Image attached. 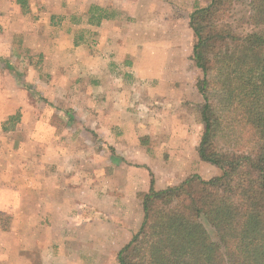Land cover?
<instances>
[{
	"label": "crops",
	"instance_id": "crops-1",
	"mask_svg": "<svg viewBox=\"0 0 264 264\" xmlns=\"http://www.w3.org/2000/svg\"><path fill=\"white\" fill-rule=\"evenodd\" d=\"M31 2L33 0H28L29 10L25 11L18 0H0V30L1 24L3 25V31L0 33L12 36L8 42H2L0 36V121H5V124L0 123V130L7 134L16 132L22 125L7 123L9 114H15L20 108L27 107V101L24 89L7 71L4 63L12 56V42L15 36H23L24 46L31 48L37 45L36 42L34 45L28 41L27 36L41 34V22L30 21L29 15L34 14L42 21L43 17H47L42 9L38 8L36 11ZM92 2L105 8L114 7L119 12H126L130 17L141 18L127 8L122 0ZM41 5L39 0L38 7H42ZM155 13L158 11H151V14ZM123 14L103 19L99 26H91L94 38L100 41L98 49L108 51V57L112 55L111 59L114 60L98 58L95 54L83 62V66L88 67L90 81L94 84L89 92L90 106L93 107L90 114L93 113L94 119L87 125L99 135V142H102L104 147L103 150L97 151L98 139L92 142L90 156L93 159L89 158V174H0V212H11L13 209L21 212L35 208L40 210L41 215L39 226L33 223V214L25 215L29 217L24 221L23 236L15 235V243L12 242L14 244L9 246V254L16 257L13 264H120L119 250L130 241L142 223V198L150 189L152 179L157 189H163L181 182L193 173L212 174L213 177L222 174L220 167L209 165L210 163L207 166L202 164L204 160L198 152L205 129L202 119L200 122L203 126L197 142L189 138L190 130L181 126L182 132H171L168 144L167 136L170 132L168 125L164 123L159 130L166 132L160 136L166 138H161L162 143L150 146L168 149H160L154 156L142 144L143 135L155 137L156 125L163 123L159 116L164 115L166 108H178L182 101L186 103L183 99L187 94L183 93L181 98L177 96L179 92H173L177 100L170 103L167 98L171 92L162 90L164 83L171 81L173 75L170 71L181 69L180 65L185 62L175 57L170 67V60L167 62L160 59L158 52H152L151 45L142 49L143 57L138 54L140 52L136 46L126 47L123 39L127 24L123 20ZM111 39L112 43L108 44ZM55 40L57 41V38ZM6 43L10 44L8 48H5ZM72 43L75 45L74 38ZM142 44L145 45L144 42ZM170 45L173 44H169L165 49H178L177 42L171 48ZM75 46L80 49V44ZM57 47L61 48V45H56L55 49L58 51ZM152 48L154 50L156 44ZM176 58L178 65L174 66ZM116 65L123 70L121 77L111 75V68L115 66L118 70ZM75 66L79 74H82L81 63ZM177 78L183 80L184 74L176 76L175 79ZM147 82H151L152 86L144 99L141 97L140 84ZM124 85L128 87L125 89L122 87ZM41 92L44 100L46 98L55 101L52 99L54 96L49 95V90ZM28 97L32 98L31 95ZM197 100V108L200 111L204 99L202 103L199 98ZM192 101L194 100H191V104ZM2 115L4 116L1 118ZM5 126H8V130L4 129ZM113 151L117 157L115 164ZM129 174H132L131 180ZM86 178L87 186L81 182ZM72 186L77 189V193L66 196L67 193L63 189L68 190ZM16 218L11 219L13 222L10 225L13 228ZM1 228L3 233L10 229H4L0 222V238ZM13 228L10 230L13 231ZM90 228H95L93 234L96 238L91 246L89 239L92 236L86 234L89 239H84L88 241L86 246L89 249L84 250L83 244L76 240H79L77 237H80L81 233L91 232ZM70 239L73 243L64 246Z\"/></svg>",
	"mask_w": 264,
	"mask_h": 264
},
{
	"label": "trees",
	"instance_id": "trees-1",
	"mask_svg": "<svg viewBox=\"0 0 264 264\" xmlns=\"http://www.w3.org/2000/svg\"><path fill=\"white\" fill-rule=\"evenodd\" d=\"M25 11L28 0H18ZM247 5L253 29L230 20ZM114 17L92 6L87 23ZM205 129L198 152L222 174L193 173L142 198L143 220L120 264H264V0H208L189 17ZM83 36L75 38L79 45ZM12 117L11 119H15ZM8 130V126H5Z\"/></svg>",
	"mask_w": 264,
	"mask_h": 264
},
{
	"label": "rangeland",
	"instance_id": "rangeland-1",
	"mask_svg": "<svg viewBox=\"0 0 264 264\" xmlns=\"http://www.w3.org/2000/svg\"><path fill=\"white\" fill-rule=\"evenodd\" d=\"M207 1L122 0L127 8L129 7L134 14L141 17L139 19L128 16L126 12H119L114 7H107L108 12L114 13L115 17L124 13L123 20L126 22L127 27L123 43L126 47L136 46L138 52H140L138 54L143 57L144 51L142 49L145 46L147 49L148 45L153 47L156 44L154 50L151 47L152 52H158L160 59L164 61L168 62L170 60V67H172L171 62H174L175 57L185 62L180 65L181 69L174 72L170 71V74L173 75L171 81H169L170 83H164L165 88L162 86V90L171 92L170 97L167 98L170 103L177 100L173 92H179L177 96L181 98L182 95L187 94L183 99L186 100V103L182 101L181 106L178 108L169 106L165 109L164 115L159 116L163 123L160 121L162 124L156 125L154 138L147 135L141 137L142 144L154 156H156L155 153L158 150L168 149V147L154 148L150 146L155 145V143H162L161 138L163 140L166 138L164 136L160 137L165 131L159 130L161 125L164 126V123L168 125V132H170L167 136L168 144L171 139V132H176L175 130L182 132L181 126H185L190 130L188 132L189 138L191 137L194 142L199 140L203 123L200 122L201 116L197 108V103H199L197 99L199 98L202 103L203 98L196 88V82L202 76V70L196 66L192 59V49L196 37L189 26V17L195 5H205ZM41 3L42 7H38L39 0L31 2L36 11L38 8L42 9L41 11H44L47 17H43L42 21L40 17L31 14L28 18L34 23L41 22L43 30L41 34L27 36L28 41L34 45L36 42L37 45L31 48L24 46L23 36H15L12 42V56L4 63L7 71L18 80L24 89L27 107L20 108L15 114H9L6 120L10 125L12 123L22 124L16 132L7 134L0 130V174H89V158L93 159L90 156V149H93L92 142L94 140L98 139L99 142V135L89 129L87 125L94 119L93 113L90 114L91 111L93 112V107L90 106L89 97L90 87L94 84L90 81L88 67H84L83 62L95 54L98 58L105 57L108 61L114 60L111 59L112 55L108 57L110 55L108 51H101L103 48L98 49L100 41L94 38L92 25L87 23L90 8L100 5L93 3L92 0H41ZM100 7L105 8L104 6ZM156 10L158 11L157 14H151V11ZM53 11H56V13H52ZM230 20L236 29L241 32L251 31L254 28L249 20V9L246 4L238 6ZM1 26L0 32L3 31V25L1 24ZM61 31L63 33H60ZM0 36L2 42H8L12 37L3 34V32L0 33ZM77 36H83L80 49H77L72 43L73 38L75 40ZM55 38H57V41ZM176 42L177 50L165 49L169 44H173L170 45V48L175 46ZM107 43H112V39ZM5 45V48L10 46L9 43ZM56 45H61V48L57 47L58 51L55 49ZM79 63L82 65V74H79L78 68L75 69V64ZM176 65H178L177 58L174 63V66ZM111 71V75L114 77L120 76L123 72L119 68L117 70L115 66L111 68ZM183 74V80L175 79L176 76ZM125 85L122 87L126 89L128 85L127 87ZM150 86H152L151 82L140 84L141 97L143 96L144 99L148 95ZM42 90L44 92L49 90V95L54 96L52 99L55 101L50 99H47V101L46 98L44 100ZM28 95L32 97L30 98L31 103H29ZM191 100H194L192 101L193 105L190 103ZM12 117L16 118L11 119ZM0 123L5 124V121H0ZM98 144L97 151L103 150L102 142ZM113 154L115 164L117 157L114 151ZM101 160L103 161V159ZM100 162H98V166ZM202 164L207 166L209 163L204 161ZM128 170H131V168H128ZM181 175L184 176V174ZM201 175L204 178L213 177L212 174ZM128 177L131 180L132 174H129ZM174 181H176V178ZM81 182L82 185L87 186V178L82 179ZM63 191H66V196L77 193L74 186L68 190L63 189ZM19 207L20 205L18 209H20ZM28 214L34 215L33 223L39 226L41 216L39 209L35 210L33 208L21 212L13 209L11 212L9 210L0 212V222L4 229L10 228L12 230L13 227L10 223L13 220L11 219L17 217L13 231L9 229L7 233H3L4 230L1 228L0 264L14 263L16 257L9 254V246L14 242L15 235L22 234L25 218L29 217H25V215ZM94 229L90 228L91 232H83L80 237H77L79 240L76 241L83 244L84 250L89 249L86 246L88 241L84 239H89L85 236L86 234L92 236L89 242L91 246L93 245L94 238H96V235L93 234ZM70 243H73L72 239L67 241L64 246H69Z\"/></svg>",
	"mask_w": 264,
	"mask_h": 264
}]
</instances>
